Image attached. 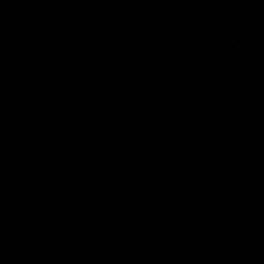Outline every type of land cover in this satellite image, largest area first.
Returning <instances> with one entry per match:
<instances>
[{
    "label": "water",
    "instance_id": "obj_1",
    "mask_svg": "<svg viewBox=\"0 0 264 264\" xmlns=\"http://www.w3.org/2000/svg\"><path fill=\"white\" fill-rule=\"evenodd\" d=\"M0 264H264V0H0Z\"/></svg>",
    "mask_w": 264,
    "mask_h": 264
}]
</instances>
